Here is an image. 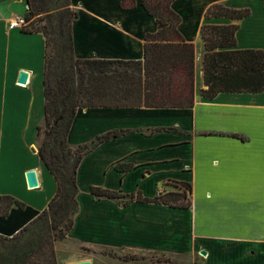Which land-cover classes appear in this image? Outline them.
Listing matches in <instances>:
<instances>
[{
  "label": "crops",
  "instance_id": "0c3cea01",
  "mask_svg": "<svg viewBox=\"0 0 264 264\" xmlns=\"http://www.w3.org/2000/svg\"><path fill=\"white\" fill-rule=\"evenodd\" d=\"M122 1L72 0L79 14L73 27L76 57L144 58L145 35L157 31L156 19L142 0L133 8H123ZM217 2L248 7L251 14L207 19V9ZM172 7L181 16V34L196 49L194 105L77 110L71 147L109 131L127 132L82 159L80 210L65 240L81 250L101 251L103 264H264V90L222 92L212 99L201 94L202 26L238 24L237 47L264 50V0H174ZM27 9V0H0V194L43 210L57 192L37 136L44 122L46 38L10 26ZM22 71L28 73L26 83L18 81ZM30 170L36 172V187L28 184ZM170 181L192 185L190 209L136 200L124 205L91 192L96 186L153 197L171 189L165 186ZM80 260L94 261L76 251L66 262Z\"/></svg>",
  "mask_w": 264,
  "mask_h": 264
},
{
  "label": "trees",
  "instance_id": "16d2710c",
  "mask_svg": "<svg viewBox=\"0 0 264 264\" xmlns=\"http://www.w3.org/2000/svg\"><path fill=\"white\" fill-rule=\"evenodd\" d=\"M174 0H142L154 16L157 31L145 35L142 60L78 58L74 23L79 17L72 0H27L29 22L23 29L46 38L44 69V122L37 128L39 154L57 182V192L43 209L34 208L12 195L0 194V264H59L56 242L67 238L80 210L78 168L86 154L101 142L127 130L109 131L91 142L71 147L68 136L77 110L94 106L192 107L195 101L196 49L179 30L181 16ZM123 8L135 0H123ZM251 9L214 3L207 19H242ZM238 24L205 23L201 35L204 87L212 99L222 92L259 93L264 90V50L238 48ZM167 129H173L168 127ZM166 189L147 197L93 186L98 197H110L124 205L153 202L183 209L192 206V185L170 181ZM125 260L140 259L124 256Z\"/></svg>",
  "mask_w": 264,
  "mask_h": 264
},
{
  "label": "rangeland",
  "instance_id": "374dc122",
  "mask_svg": "<svg viewBox=\"0 0 264 264\" xmlns=\"http://www.w3.org/2000/svg\"><path fill=\"white\" fill-rule=\"evenodd\" d=\"M23 16H25V15H23ZM198 60L200 62V56H199ZM170 188L171 189H175L174 186H171ZM55 246H56L57 258H58L59 264H67L66 259H68L69 257L75 255L76 251H81V253H83L85 255L88 254L89 256H92L93 259H94V261H91L92 264H103L102 262H104V260H106V258L101 256V254H100L101 251L91 250V249H88V248H84V250H81L79 248V246L74 245V244L70 243L69 241H67L65 239L57 241ZM103 253L108 254L110 256H113V257L117 256V254L114 253V252L105 251ZM164 259L165 258H161V260H164ZM108 260H110V259H107V261ZM110 262H112V261H110Z\"/></svg>",
  "mask_w": 264,
  "mask_h": 264
},
{
  "label": "water",
  "instance_id": "95a60500",
  "mask_svg": "<svg viewBox=\"0 0 264 264\" xmlns=\"http://www.w3.org/2000/svg\"><path fill=\"white\" fill-rule=\"evenodd\" d=\"M28 79V73L26 71H22L20 72L18 81L20 83H26ZM32 150L34 152H36V148L32 147ZM27 179H28V184L30 187H36L38 186V180H37V175L36 172L34 170H30L27 173ZM205 253V251H203V254ZM67 264H92L91 260H80V261H73V262H69Z\"/></svg>",
  "mask_w": 264,
  "mask_h": 264
},
{
  "label": "built area",
  "instance_id": "2783aa9c",
  "mask_svg": "<svg viewBox=\"0 0 264 264\" xmlns=\"http://www.w3.org/2000/svg\"><path fill=\"white\" fill-rule=\"evenodd\" d=\"M28 24L25 16H16L11 22V27H21L24 28Z\"/></svg>",
  "mask_w": 264,
  "mask_h": 264
}]
</instances>
